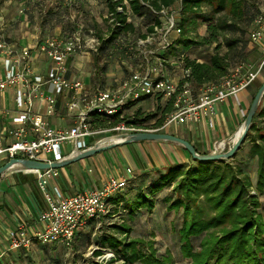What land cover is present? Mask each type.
I'll use <instances>...</instances> for the list:
<instances>
[{
  "label": "built area",
  "instance_id": "1",
  "mask_svg": "<svg viewBox=\"0 0 264 264\" xmlns=\"http://www.w3.org/2000/svg\"><path fill=\"white\" fill-rule=\"evenodd\" d=\"M178 9L179 10V2ZM130 15L124 0L116 7L117 12ZM159 20V25L144 39H137L136 46H144L159 37L163 47L169 49L171 42L168 35L180 34V27L173 16L171 7L151 10ZM163 19V21H161ZM106 20L110 27L112 13H107ZM116 26V25H115ZM91 30L69 32L62 36L46 37L33 47L14 48L6 41L0 29V96L12 90L14 107L2 109L1 113L10 115L12 127L7 129L10 142L5 144L0 133V165L11 158H23L36 161L53 162L89 149L87 139L94 138L102 130H92L89 114L112 116L121 113L125 106L137 103L144 96H159L171 101V110L166 114L163 124L158 128H148L142 123H123L104 131L113 135L135 132H159L169 126L187 122H202L215 114V105L246 89L264 70V9L260 8L252 17L248 32L250 45L257 46L260 61L255 65L236 64L218 82L203 84L198 89L192 87L189 70L180 69L178 78H170L166 69L177 67L179 61H136L139 70L119 81L116 88H104L96 83L92 91L85 89L79 78L66 77V61L69 58L97 54L102 39ZM132 50L131 46H124ZM42 57L50 66L42 73H35L33 58ZM0 60V61H1ZM134 66V67H135ZM45 89L49 91L46 93ZM73 97L65 103L68 112L73 113V123L66 128L50 126L48 118L55 114L56 97L64 93ZM209 125L211 123L209 122ZM102 131V132H104ZM100 143V140L94 145ZM220 141L219 144H223ZM92 147V146H91ZM43 154L49 155L44 158ZM35 174L36 186L44 202L45 209L38 213L40 228L31 231L24 224H19L7 235L6 251L29 249L34 242L47 243L70 249L79 230L89 224L96 226L111 213L110 200L127 187L126 177L110 176L99 189H90L70 196H63L51 181L58 176L57 169L28 170ZM109 252V251H107ZM104 260L112 257L105 253Z\"/></svg>",
  "mask_w": 264,
  "mask_h": 264
},
{
  "label": "trees",
  "instance_id": "2",
  "mask_svg": "<svg viewBox=\"0 0 264 264\" xmlns=\"http://www.w3.org/2000/svg\"><path fill=\"white\" fill-rule=\"evenodd\" d=\"M104 1L107 4V12L112 13L116 26L108 29V33L102 39L99 52L108 55L109 50L121 49L128 42L129 37L136 32V39H144L153 31L154 26L159 25L158 18L152 14L151 10L171 7L178 1L180 34L178 40L176 39V45L182 43L183 51L175 52V55L180 67L189 70L192 87L198 89L203 84L218 82L236 64L244 62L227 61V54L221 56L218 40L225 32L238 31L234 21L241 18L246 8L241 0H125L131 17L148 19L151 22L142 33L127 21L124 5H122V12L116 11V7L124 0ZM226 12L234 21L226 18L224 15ZM218 14H223L224 17H216ZM198 24L205 27V36L198 37L194 33ZM191 32L194 34L190 35ZM97 37L102 38L99 35ZM226 42L228 49H231L240 41L236 38ZM197 45L213 46L207 62L190 59L188 54L184 53V50L190 51ZM174 48L176 49L173 46L172 49ZM169 49L165 58L170 55ZM146 98L154 99L159 96H144L140 100ZM135 104L125 106L128 110H134L130 116L121 113L112 116L90 113L91 129H107L120 122L140 123L157 118L156 114L160 112V117L152 124L154 128H158L162 125L164 116L171 110L170 100L166 101L164 109L156 106L155 113L152 115H145L141 107H134ZM257 121L264 125V106L256 111L246 135L250 142L248 156L255 159L256 163L255 189L262 192L264 189V132L258 133L256 138L251 139V134L258 132ZM192 161L195 165L176 164L164 172H158L156 177L141 179L140 184L135 185L137 193L133 198L129 200L117 193L111 202L116 206L124 201V206L130 212L137 207H145L150 211L155 204V199L149 195H154L161 187L170 185L174 197L165 196L162 198V203L166 205L167 211L181 210V223L178 230L179 250L181 256L188 260V264H264V222L256 211L257 201L247 194V189L251 186L248 175L236 163L232 165L227 161L201 162L194 159ZM145 181H148L147 184ZM130 184L131 182L127 187ZM109 215L105 219L109 218ZM109 226L114 233L100 237L98 241L100 248L92 252V255L96 257L100 256L104 249L112 253V257L102 264H134L136 262L169 264L171 262L170 255L157 256L152 243L128 238L130 227L127 223ZM195 240L196 246L193 243ZM119 261L122 263H118Z\"/></svg>",
  "mask_w": 264,
  "mask_h": 264
},
{
  "label": "rangeland",
  "instance_id": "3",
  "mask_svg": "<svg viewBox=\"0 0 264 264\" xmlns=\"http://www.w3.org/2000/svg\"><path fill=\"white\" fill-rule=\"evenodd\" d=\"M241 1L246 8L240 19L234 21L228 12L224 14L227 19L236 23L238 31L235 33L225 32L220 35L218 39L220 44L219 54L221 56L227 54V61H244L245 63L256 66L260 61V52L257 46L250 45L248 41V32L251 29V20L254 13L260 8L264 9V0ZM16 7L18 10H16ZM1 9L3 10L1 13H6L5 19L8 21V24L15 23L13 22V19L19 17L17 19L19 23H26L28 28L34 27L38 30L44 25L48 26L47 24L57 25V19H62L64 21L63 25L65 27V33L76 32L78 29H80L81 32L91 30L96 36L99 35L103 37L108 33V29L110 28V25L106 20L108 8L104 0H50L48 3L45 0H0V10ZM172 9L174 11L173 16L175 17V21L178 23L179 15L176 13V10L178 9L177 2L174 3ZM49 12L51 14L50 16H48ZM224 15L218 14L216 17L223 18ZM128 19L140 33L144 32L145 28L151 23L148 19L143 20L142 18H134L131 17V15H129ZM161 21H163V19ZM136 33L133 34V36H130L128 42L124 45L133 47L132 50H125V47L123 46L121 49L118 48V50H109L108 55L104 52L98 51L97 54H85L76 57L73 64H82L80 65L81 77L89 79L91 84L94 80L95 83L101 84L104 88H116L118 82L127 77L129 72L139 70L138 67L135 66L136 61H160L168 55L166 54V52H168L167 50H162L163 45L159 40V37H155L153 41L144 46H136ZM194 33L197 34L198 37L205 36V27L202 24L196 25ZM194 33L191 32L190 35H193ZM53 36L56 35L50 31V33H40L38 38L44 39ZM167 38L170 39L171 49H169L170 55L166 57V59L167 61H177L175 52L178 53L183 51L181 47L182 43L176 45V39L178 40V36H174L173 33L168 35ZM236 38H238L240 42H238L233 48L228 49L226 40ZM173 46L176 47V49L174 48L175 50L172 49ZM212 47L213 46L209 45H197L193 46L190 51L184 50V53L186 55L188 54L190 59L207 62L212 53ZM104 66H106V70L104 69ZM71 69L72 71H75L73 68ZM180 69V65H177V67L169 66L166 69V73L170 78H178L180 76ZM75 73L77 74L76 71ZM258 77L260 82L264 80V70L261 71ZM256 85H258V83ZM166 101L168 100L162 97L151 98L146 102L145 108H143V113H145V115L154 114L156 106H158L159 109H164ZM263 106L264 93L257 110ZM132 111L134 110L126 109L123 110L121 114L130 116L133 113ZM245 114L246 111H242V117L240 118L238 128L242 124ZM156 117H160V112L156 114ZM157 118L141 121L140 123L148 128H154L152 124ZM256 125L258 132H253L251 134V139L256 138L258 133L264 132V125L261 122L257 121ZM170 127L172 126L160 130L159 132L170 134L168 133ZM174 127H178V125ZM238 128L232 133L231 137L225 140L220 146H218V143L221 140H216L213 144L210 142L208 146H205L206 144L200 142L202 137H196V135L193 136L196 140H192V142L198 141V149L201 152L200 154L225 152L232 146L234 134ZM107 129H102V131ZM102 131L95 135L94 138H88L87 142L93 140L95 143L113 135L112 132ZM249 143L248 139L245 138L234 156L225 161L232 165H234V163L238 164L242 167L245 174L248 175L251 186L247 189V194L249 197H253L257 201L258 207L256 211L260 214V218L264 222V189L262 192L255 189L256 163L255 159L248 156ZM202 148L204 149L202 150ZM128 151H131L130 148H128ZM99 153H104V151ZM43 155L48 156L46 154ZM232 159H234V161H231ZM190 164L195 165V162L191 161ZM157 173L158 172L156 171V173H153L150 177H156ZM141 179L144 180L143 178ZM140 181L141 180L136 181L135 183L131 181L132 183L127 188L120 191L118 195L130 200L137 193L135 185H139ZM147 182L148 181H145V184H147ZM171 189L172 186L165 185L164 187H161L156 194L149 195L151 197L153 196L155 199V204L150 211L145 207H137L133 212H130V210L124 206V201H121L114 206L111 202L115 197L113 196L110 200V204L113 205L112 214L109 215L110 217L100 221L96 226L89 224L86 228L79 230L76 234L73 246L70 249L47 243L34 242L30 248L26 250L6 251L4 246L0 245V264H102L105 261L103 255L109 253L107 252L108 250L104 249L102 254L97 257L92 255L94 250L100 248L98 244L99 238L114 233L111 231L109 225L120 224L123 222L127 223L130 227L128 238L152 243L157 256L170 255L171 262L169 264H188V260L181 256L179 250L178 230L181 223V210L177 212L167 211L166 205L162 203L163 197L173 196ZM250 208L252 209L253 207ZM193 243L195 246L197 245L196 240L193 241ZM118 263L122 262L119 261ZM134 264L139 263L136 262Z\"/></svg>",
  "mask_w": 264,
  "mask_h": 264
},
{
  "label": "crops",
  "instance_id": "4",
  "mask_svg": "<svg viewBox=\"0 0 264 264\" xmlns=\"http://www.w3.org/2000/svg\"><path fill=\"white\" fill-rule=\"evenodd\" d=\"M45 1L48 3L50 0ZM16 10H18L17 7ZM1 12H3L2 9ZM5 14V12L0 14L1 32L6 41L17 49L33 47L35 43L44 40L45 38H38V35L43 34V32L50 33L51 31L56 36L66 34L62 19H57V25L47 24L48 26L44 25L38 30L34 27L28 28L26 23H19L17 21L19 17L13 19L15 23L8 24ZM50 15L49 12L48 16ZM76 57L78 56L69 58L66 61V77L79 78L84 81L85 89L91 91L96 83L93 80L91 84L89 79L81 77L80 65L82 64H73ZM49 66L50 63L42 57L33 58L32 67L35 73L42 74ZM71 68L79 74L77 75ZM105 68L106 66H104ZM262 82L257 77L235 98L230 97L223 103L216 104L215 114L210 120L208 117L202 122H187L178 125V127L172 126L168 133L188 141L198 153H201L198 149V141L192 142V140H196L193 138L194 135L196 137L201 136L200 142L206 144L205 146H208L210 142L213 144L216 140L225 141L229 139L240 124L242 111L247 112L255 92ZM257 83L258 85H256ZM48 91L49 89H45L46 93ZM72 97L73 95L68 92L56 97L55 114L48 118L50 126L66 128L73 123V113L68 112L65 107V103ZM149 100L150 98L140 100L134 107L143 109ZM13 107L14 92L10 90L0 96V133L5 144L10 142L7 129L12 127L13 124L10 115H5L1 111L2 109L12 110ZM126 109L124 108V110ZM209 122L211 125H209ZM93 145V140L88 142L89 147ZM128 148L131 151H128ZM43 156L44 158L49 157V155ZM191 161L190 155L181 146L172 142L142 141L128 143L112 147L104 153H97L57 169L58 176L51 181V186H56L63 196H70L90 189H99L110 176L126 177L129 179V183L131 181L135 183L141 178H149L156 171L164 172L173 165L190 164ZM43 209H45V202L37 189L35 174L32 171L16 169L0 175V245L4 246L6 250L8 233L21 223L29 231L40 228L37 216Z\"/></svg>",
  "mask_w": 264,
  "mask_h": 264
},
{
  "label": "water",
  "instance_id": "5",
  "mask_svg": "<svg viewBox=\"0 0 264 264\" xmlns=\"http://www.w3.org/2000/svg\"><path fill=\"white\" fill-rule=\"evenodd\" d=\"M263 93H264V80L256 90L251 100V103L248 107L244 120L241 124L238 137L233 141L232 146L225 152L200 154L188 141L179 138L177 136L161 133V132L145 131V132L125 133V134L111 135L109 137V138L119 137L121 139L119 142H112L107 140L103 145H99V144L93 145L92 147L86 149L85 151L73 155H69L61 159L60 161L44 162V161L29 160L23 158H11L7 162L0 165V175L14 169H19V170L59 169L76 161L82 160L99 152L110 149L112 147L124 145L128 143L142 142V141H166V142L175 143L181 146L190 155L192 159L201 162L225 161L227 159H231L234 156V154L238 151L239 147L241 146L242 142L245 140L249 127L252 123V119L256 113L258 105L263 96Z\"/></svg>",
  "mask_w": 264,
  "mask_h": 264
},
{
  "label": "bare ground",
  "instance_id": "6",
  "mask_svg": "<svg viewBox=\"0 0 264 264\" xmlns=\"http://www.w3.org/2000/svg\"><path fill=\"white\" fill-rule=\"evenodd\" d=\"M240 128H241V126L239 127V129L236 131V133H235V135H234V138H233V141L238 137V134H239V132H240ZM110 136H108V137H106V138H104V139H102L101 141H100V143H99V145H103L107 140H109V141H112V142H119L121 139L119 138V137H113V138H109ZM219 145H221V144H219ZM219 148V147H218ZM222 149V148H221ZM17 167V166H16ZM15 167V168H16Z\"/></svg>",
  "mask_w": 264,
  "mask_h": 264
}]
</instances>
